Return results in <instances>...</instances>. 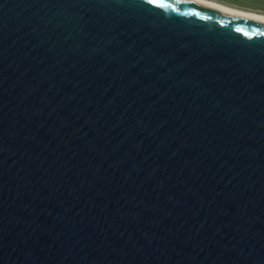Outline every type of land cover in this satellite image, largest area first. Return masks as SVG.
Instances as JSON below:
<instances>
[{
	"label": "water",
	"instance_id": "95a60500",
	"mask_svg": "<svg viewBox=\"0 0 264 264\" xmlns=\"http://www.w3.org/2000/svg\"><path fill=\"white\" fill-rule=\"evenodd\" d=\"M167 2L0 0V264H264V21Z\"/></svg>",
	"mask_w": 264,
	"mask_h": 264
},
{
	"label": "bare ground",
	"instance_id": "6f19581e",
	"mask_svg": "<svg viewBox=\"0 0 264 264\" xmlns=\"http://www.w3.org/2000/svg\"><path fill=\"white\" fill-rule=\"evenodd\" d=\"M182 3L188 4L191 6L200 7V8L215 10L219 12H224V13H229L233 15H238V16H243V17H248V18L264 21V14L231 7V6L219 3L214 0H182Z\"/></svg>",
	"mask_w": 264,
	"mask_h": 264
},
{
	"label": "rangeland",
	"instance_id": "374dc122",
	"mask_svg": "<svg viewBox=\"0 0 264 264\" xmlns=\"http://www.w3.org/2000/svg\"><path fill=\"white\" fill-rule=\"evenodd\" d=\"M219 3L264 14V0H214Z\"/></svg>",
	"mask_w": 264,
	"mask_h": 264
},
{
	"label": "snow or ice",
	"instance_id": "6c2138e0",
	"mask_svg": "<svg viewBox=\"0 0 264 264\" xmlns=\"http://www.w3.org/2000/svg\"><path fill=\"white\" fill-rule=\"evenodd\" d=\"M146 2L150 5H153L155 7H159V8H172L174 11H179L178 9H176L173 4L168 3L167 0H146ZM182 2V0H177V3ZM193 15L196 16H200L199 12H193Z\"/></svg>",
	"mask_w": 264,
	"mask_h": 264
}]
</instances>
